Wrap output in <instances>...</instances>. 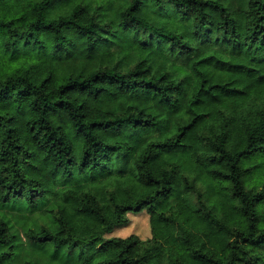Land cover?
<instances>
[{
	"label": "trees",
	"instance_id": "trees-1",
	"mask_svg": "<svg viewBox=\"0 0 264 264\" xmlns=\"http://www.w3.org/2000/svg\"><path fill=\"white\" fill-rule=\"evenodd\" d=\"M0 210L58 264H264V0H0Z\"/></svg>",
	"mask_w": 264,
	"mask_h": 264
},
{
	"label": "rangeland",
	"instance_id": "rangeland-1",
	"mask_svg": "<svg viewBox=\"0 0 264 264\" xmlns=\"http://www.w3.org/2000/svg\"><path fill=\"white\" fill-rule=\"evenodd\" d=\"M0 214L4 216V219H6L9 224L12 226V228L15 230L16 234L18 235L19 239L18 242L20 244V252H19V261L21 262L24 259L32 258L34 264H58L57 262H53L48 257L42 253V255H35L33 251L31 252L30 244L24 237V231L27 228H35L36 225L40 222V217L36 214H27V213H21V215L13 213V212H4L3 210H0ZM127 223L122 224L118 226L116 231H114V237H122L125 238L129 235H137L140 238L144 239L148 236L147 228L142 227L148 224V214L146 211H143L141 213H129L126 217ZM146 220V222H145ZM131 222V224H130ZM130 224V225H129ZM148 226V225H147ZM149 228V226H148ZM34 245V244H33ZM36 248H41V246L34 245ZM46 247H51V244H48ZM65 251L60 250L56 257L63 261L65 264H72L73 260H77L78 255L76 253H64ZM75 252V251H74ZM65 255V256H64ZM60 256L62 258H60Z\"/></svg>",
	"mask_w": 264,
	"mask_h": 264
}]
</instances>
